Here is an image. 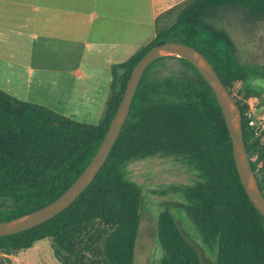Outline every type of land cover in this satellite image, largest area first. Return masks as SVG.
Masks as SVG:
<instances>
[{
	"label": "trees",
	"instance_id": "16d2710c",
	"mask_svg": "<svg viewBox=\"0 0 264 264\" xmlns=\"http://www.w3.org/2000/svg\"><path fill=\"white\" fill-rule=\"evenodd\" d=\"M241 9L264 18V0H184L156 17L155 37L128 60L112 66V82L98 124L73 119L0 89V220L30 213L60 196L80 175L102 143L131 72L154 45L180 41L211 62L242 112L244 141L264 194V144L254 138L246 112L264 97L250 86L257 67L241 62L220 11ZM175 58L180 74L153 79L158 61ZM174 156L197 171L191 185H174L203 241L217 253L216 264H264V216L241 182L232 139L215 92L183 57L149 65L137 87L128 118L106 162L91 184L65 210L31 229L0 236V251L31 248L50 239L62 264H133L142 209L141 187L126 176L133 159ZM160 264H203L176 215L163 208L157 218Z\"/></svg>",
	"mask_w": 264,
	"mask_h": 264
},
{
	"label": "crops",
	"instance_id": "0c3cea01",
	"mask_svg": "<svg viewBox=\"0 0 264 264\" xmlns=\"http://www.w3.org/2000/svg\"><path fill=\"white\" fill-rule=\"evenodd\" d=\"M182 1L0 0V88L35 89L25 100L99 123L112 66L147 45L156 17Z\"/></svg>",
	"mask_w": 264,
	"mask_h": 264
},
{
	"label": "rangeland",
	"instance_id": "374dc122",
	"mask_svg": "<svg viewBox=\"0 0 264 264\" xmlns=\"http://www.w3.org/2000/svg\"><path fill=\"white\" fill-rule=\"evenodd\" d=\"M220 24L231 34L237 46V56L241 62L257 66L262 73H256L251 86L261 88L264 81V18H252L241 9L230 8L220 11ZM184 65L175 58L158 61L151 69V77L180 74ZM259 82V84H258ZM258 84V85H257ZM21 100L32 97L35 89L24 87L0 88ZM241 98L239 86L233 89ZM27 101V100H25ZM263 108V107H262ZM82 121V115H67ZM87 123L98 124L96 119H86ZM126 176L141 187L142 209L136 234L133 264H160L162 248L157 237V218L160 211L168 207L176 215L178 224L188 241L198 250L203 264H216L217 253L209 247L195 229L185 211L175 207L181 195L174 191V185H191L197 180V171L174 156L160 154L133 159L126 165ZM0 264H62L55 255L50 239L36 242L31 248L14 252L0 251Z\"/></svg>",
	"mask_w": 264,
	"mask_h": 264
},
{
	"label": "water",
	"instance_id": "95a60500",
	"mask_svg": "<svg viewBox=\"0 0 264 264\" xmlns=\"http://www.w3.org/2000/svg\"><path fill=\"white\" fill-rule=\"evenodd\" d=\"M173 56L190 61L213 88L232 139L233 155L241 182L255 208L264 216V194L246 151L239 104L203 53L184 42L166 41L152 46L134 66L102 143L76 180L60 196L41 208L10 220H0V236L12 235L36 227L52 219L75 201L95 179L109 157L128 118L137 87L146 69L160 58Z\"/></svg>",
	"mask_w": 264,
	"mask_h": 264
},
{
	"label": "built area",
	"instance_id": "2783aa9c",
	"mask_svg": "<svg viewBox=\"0 0 264 264\" xmlns=\"http://www.w3.org/2000/svg\"><path fill=\"white\" fill-rule=\"evenodd\" d=\"M262 107L249 109L246 112V120L254 138L264 144V106Z\"/></svg>",
	"mask_w": 264,
	"mask_h": 264
},
{
	"label": "flooded vegetation",
	"instance_id": "af4514ba",
	"mask_svg": "<svg viewBox=\"0 0 264 264\" xmlns=\"http://www.w3.org/2000/svg\"><path fill=\"white\" fill-rule=\"evenodd\" d=\"M251 66V65H250ZM251 67H257V66H251ZM259 70H260V73H262V71H261V69L259 68V67H257ZM254 74H256V73H252L251 74V77H250V86H251V81L253 80V76H254ZM258 84H259V82H258ZM257 84V85H258ZM262 87L259 89V88H254L253 86H251L254 90H256L257 92H259L260 94H261V96L262 97H264V81H263V83H262ZM233 96H235V94H234V91H233ZM237 96V95H236ZM263 106H264V104H263Z\"/></svg>",
	"mask_w": 264,
	"mask_h": 264
}]
</instances>
